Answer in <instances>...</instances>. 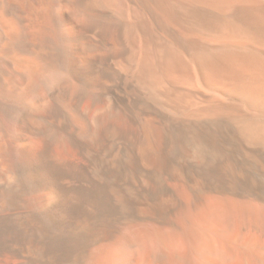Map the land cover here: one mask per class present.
I'll use <instances>...</instances> for the list:
<instances>
[{
	"label": "bare ground",
	"instance_id": "bare-ground-1",
	"mask_svg": "<svg viewBox=\"0 0 264 264\" xmlns=\"http://www.w3.org/2000/svg\"><path fill=\"white\" fill-rule=\"evenodd\" d=\"M119 259L264 264V0H0V264Z\"/></svg>",
	"mask_w": 264,
	"mask_h": 264
},
{
	"label": "rangeland",
	"instance_id": "rangeland-1",
	"mask_svg": "<svg viewBox=\"0 0 264 264\" xmlns=\"http://www.w3.org/2000/svg\"><path fill=\"white\" fill-rule=\"evenodd\" d=\"M237 217H239V213L238 212H237ZM138 228H140V227H138ZM141 228H143V225H141ZM171 228H173V227H171V225H169L167 227V229H166V232H164V233L171 234L173 232L172 231L173 229H171ZM150 229L151 228H148V230L147 229H141L138 232L136 227L135 228L134 227H131V228L130 227H127V228L126 227H121L119 229L117 239L112 244H110L109 246L106 245L108 247H106V246L105 247H101L100 250L103 249L105 252H107L106 250H111L113 252H117V251L119 252L120 250H123V251H120V252H122L125 255L132 251V253H135L136 255L138 254L137 255L138 258H136V260H139V257L144 253V251H151L153 253H158V251H161L162 245L159 242H157L154 237H152V236H155V233H154V231L152 229H151L152 231H150ZM170 229H171V231H170ZM134 231H136V232H134ZM141 232H143V233H141ZM136 233H138V234H136ZM138 235H140V236H138ZM122 237H125V239L122 238ZM138 237H140L141 240H139ZM149 237H151V238H149ZM144 240H145V242H144ZM138 241H142V242H138ZM151 241H153V243H151ZM132 247H134V248H132ZM138 248H140V249H138ZM130 249H133V250H130ZM137 250H138V252H137ZM104 251H102V252H104ZM124 261L119 259L117 261V263L115 262V264H122V263L123 264H128V262H126V260H124Z\"/></svg>",
	"mask_w": 264,
	"mask_h": 264
}]
</instances>
